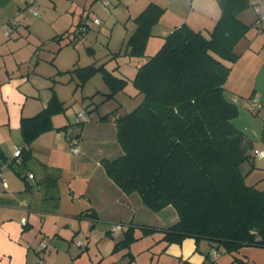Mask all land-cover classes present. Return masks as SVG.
Wrapping results in <instances>:
<instances>
[{
	"label": "trees",
	"instance_id": "obj_1",
	"mask_svg": "<svg viewBox=\"0 0 264 264\" xmlns=\"http://www.w3.org/2000/svg\"><path fill=\"white\" fill-rule=\"evenodd\" d=\"M217 2L221 14L212 30L197 31L185 23L175 28L162 38L158 51L137 68L133 79L118 76L105 64L61 74H70L77 88L101 74L109 88L105 101L116 99L132 83L136 96H142L140 104L126 114H121L118 107L104 116L115 117L123 149L121 157L102 161L108 177L125 194H139L144 206L153 212L168 206L177 211L178 222L160 230L165 247L191 238L196 243H210V252L216 249L221 257L225 254L235 259L244 246L264 248V189L258 182L247 183L256 167L254 142L234 125L239 109L227 99L225 89L241 55L237 46L255 24L243 22L240 14L255 3ZM165 12L162 6L151 3L134 18L136 30L127 42V54L139 58L145 55L153 29ZM83 23L78 26H83L79 34L91 27ZM52 90L46 108L22 118L21 164L15 166L13 158L4 165L23 167L39 136L51 130L67 132L68 126L54 125V118L65 113L67 107ZM66 137L69 143L81 140L80 134L66 133ZM246 164L250 167L247 173ZM19 176L25 179L20 172ZM29 192L30 187L22 194ZM138 240L130 226L114 250L129 249Z\"/></svg>",
	"mask_w": 264,
	"mask_h": 264
},
{
	"label": "crops",
	"instance_id": "obj_2",
	"mask_svg": "<svg viewBox=\"0 0 264 264\" xmlns=\"http://www.w3.org/2000/svg\"><path fill=\"white\" fill-rule=\"evenodd\" d=\"M20 1L24 2L0 0V34L3 37L4 24L16 17L19 19L24 10ZM250 1L255 3V7L250 8L255 16L250 23L253 25L257 18L256 9L264 14V0ZM168 3L172 4L171 1ZM180 26L165 28L171 33ZM164 36H160L161 41ZM4 50V46L0 47L1 61ZM237 51L241 55L227 79L226 97L239 109L234 125L254 142L255 150L264 152V111L252 112L248 105L251 98L264 104V32L253 26L238 44ZM2 64L0 264H36V247L42 241L48 243L43 253L45 264H153L154 253L147 260L143 258L146 254L143 251L144 236H159L147 249L152 252V246H161L156 264L163 263L162 260L165 264L207 262L206 257L212 249L207 241L196 243L187 238L182 243L166 247L161 241L163 234L160 230L170 228L179 220L172 206L153 212L144 206L139 194H125L108 177L102 161L115 160L123 155L112 115L108 119H104L106 115L96 118L89 115V122L77 126L78 131L76 128L72 133L66 132L71 136L80 134L79 154L71 152L64 131L51 130L31 145L32 155L26 165L3 169L4 164L14 158V147L23 141L22 118L32 117L47 107L51 100L48 92L56 89L57 81L40 75L18 77L4 65L2 68ZM55 91L59 98L58 90ZM56 118L55 127L64 126L57 123ZM260 160L264 161V158ZM19 172L25 179L19 176ZM29 174L34 176L33 179L28 178ZM28 187L30 192L22 194ZM117 224L124 226L122 231H113ZM130 226L139 240L129 249L115 251L116 243L122 240L124 231ZM143 228L156 231H144ZM240 260H244L241 264H264V248L244 246L235 259L224 254L219 261L220 264H240Z\"/></svg>",
	"mask_w": 264,
	"mask_h": 264
},
{
	"label": "rangeland",
	"instance_id": "obj_3",
	"mask_svg": "<svg viewBox=\"0 0 264 264\" xmlns=\"http://www.w3.org/2000/svg\"><path fill=\"white\" fill-rule=\"evenodd\" d=\"M26 1L29 4L34 0L20 1L24 10L19 19L16 17L18 20L15 18L18 22L16 30L10 37L0 34V47L5 48L0 65L3 63L2 68L4 65L18 77L40 75L55 79V90H58L59 99L67 107L65 113L57 116L56 122L68 126L69 133L79 126L77 118L80 113L86 112L96 118L110 114L119 107L120 113L126 114L140 104L142 96H136V89L129 83L125 93H119L114 100L105 101L109 88L101 74L95 75L83 88H77L70 74L62 75V72L105 64L118 76L133 79L137 68L161 47L160 36L169 33L165 26L185 23L194 30L207 33L215 27L221 13L217 0H37L38 3L31 10L26 9L29 7ZM105 1L110 5L108 11H105ZM151 3H160L158 5L167 12L154 27L145 55L141 58L130 56L127 54V42L136 30L134 18ZM34 11L38 17L33 15ZM254 17L251 9L240 14V18H244L242 20L248 24ZM85 19L91 23L99 19L101 24L92 23L87 32L79 34L82 26L78 25ZM48 93L52 98L53 90ZM95 107L98 109L94 110ZM255 164L247 183L258 182L259 187L264 189V161L256 158ZM249 168L248 164L244 165L246 173ZM158 239L159 236L143 238V251L146 252L143 258L147 260L154 253L156 258L153 264L158 260L161 246H152V252L147 249ZM38 259L37 255L36 264ZM162 262L165 264L164 260Z\"/></svg>",
	"mask_w": 264,
	"mask_h": 264
},
{
	"label": "built area",
	"instance_id": "obj_4",
	"mask_svg": "<svg viewBox=\"0 0 264 264\" xmlns=\"http://www.w3.org/2000/svg\"><path fill=\"white\" fill-rule=\"evenodd\" d=\"M37 3H38L37 0L32 1L29 4L30 10H31V7H33ZM108 5H109V2L105 1L104 2V6H105V10L106 11H108ZM255 12H256L257 18L255 20L254 27H255V29L257 31L264 32V14H262L259 9H256ZM33 15L35 17H38V13L35 12V11L33 12ZM92 23L95 24V25H100L101 21L99 19H95ZM92 23L88 19L87 20L85 19L83 24H85V25H87V27H89V26L92 25ZM17 26H18V22L15 19H13V20H10L9 22H7L6 24H4V26L2 27V31H3V33H4V35L6 37H9V36H11L12 29L14 27H17ZM83 30L85 31L86 29L83 28ZM248 105H249V108H250V110L252 112L258 113V112L264 111V104L261 103L256 98H251L249 100V102H248ZM77 121H78V123H82V124L83 123H87V122H89V115L86 112L80 113L78 115ZM70 150L74 154H79L80 153L81 148H80L79 139H74V140L72 139L70 141ZM22 151L23 150H22V148L20 146H15L14 147L15 165H20L21 164ZM254 154H255L256 158H258V159H263L264 158V152L263 151L255 150ZM7 167L8 166L4 165L3 169H5ZM33 177L34 176L32 174L28 175L29 179H33ZM123 227L124 226L122 224H117V225L114 226L113 231L114 232L122 231ZM47 246H48L47 242L46 241H42L36 247V252H37V255H38V258H39L37 264H45L46 263L43 253L47 249ZM220 258H221V254L216 249H213L210 252V257H209L208 264H219L218 262H219Z\"/></svg>",
	"mask_w": 264,
	"mask_h": 264
}]
</instances>
